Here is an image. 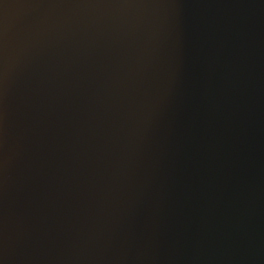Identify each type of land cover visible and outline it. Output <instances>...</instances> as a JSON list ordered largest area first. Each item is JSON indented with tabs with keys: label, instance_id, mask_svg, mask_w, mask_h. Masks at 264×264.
I'll use <instances>...</instances> for the list:
<instances>
[{
	"label": "water",
	"instance_id": "95a60500",
	"mask_svg": "<svg viewBox=\"0 0 264 264\" xmlns=\"http://www.w3.org/2000/svg\"><path fill=\"white\" fill-rule=\"evenodd\" d=\"M0 264H264V0H0Z\"/></svg>",
	"mask_w": 264,
	"mask_h": 264
}]
</instances>
